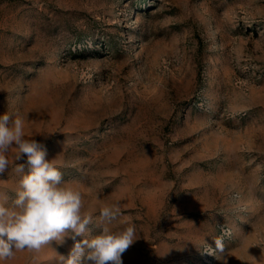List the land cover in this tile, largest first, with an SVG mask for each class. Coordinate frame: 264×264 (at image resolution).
<instances>
[{"label":"rangeland","instance_id":"1","mask_svg":"<svg viewBox=\"0 0 264 264\" xmlns=\"http://www.w3.org/2000/svg\"><path fill=\"white\" fill-rule=\"evenodd\" d=\"M5 112L86 214L120 204L113 227L138 233L123 264H222L203 250L224 226L227 264L260 259L264 0H0ZM13 166L0 174L9 198ZM73 243L3 264H59Z\"/></svg>","mask_w":264,"mask_h":264},{"label":"clouds","instance_id":"2","mask_svg":"<svg viewBox=\"0 0 264 264\" xmlns=\"http://www.w3.org/2000/svg\"><path fill=\"white\" fill-rule=\"evenodd\" d=\"M47 157L45 145L26 136L19 115H0V174L14 165L19 177L14 198L0 193V264L18 251L39 252L53 242L62 244L65 237L74 243L67 258L59 256V264H123V254L138 239L135 224L113 227L121 215L119 203L100 207L95 220L86 214L81 191L65 186L63 173ZM21 160L25 162L14 164ZM93 222L100 229L95 236L88 228ZM214 242L215 249L206 244L203 252L227 264L224 236ZM258 246L260 259L251 257L254 264H264V246Z\"/></svg>","mask_w":264,"mask_h":264},{"label":"built area","instance_id":"3","mask_svg":"<svg viewBox=\"0 0 264 264\" xmlns=\"http://www.w3.org/2000/svg\"><path fill=\"white\" fill-rule=\"evenodd\" d=\"M225 230H227V234H225ZM232 234H233V231H232V229L230 227H228V226L222 227L220 236L223 235L224 236V240H227V239L231 238Z\"/></svg>","mask_w":264,"mask_h":264}]
</instances>
